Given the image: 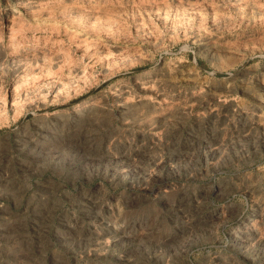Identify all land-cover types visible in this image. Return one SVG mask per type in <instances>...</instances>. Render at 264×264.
Segmentation results:
<instances>
[{
	"label": "rangeland",
	"instance_id": "rangeland-1",
	"mask_svg": "<svg viewBox=\"0 0 264 264\" xmlns=\"http://www.w3.org/2000/svg\"><path fill=\"white\" fill-rule=\"evenodd\" d=\"M0 264H264V0H0Z\"/></svg>",
	"mask_w": 264,
	"mask_h": 264
},
{
	"label": "bare ground",
	"instance_id": "bare-ground-1",
	"mask_svg": "<svg viewBox=\"0 0 264 264\" xmlns=\"http://www.w3.org/2000/svg\"><path fill=\"white\" fill-rule=\"evenodd\" d=\"M106 109V108H105ZM79 147V146H78Z\"/></svg>",
	"mask_w": 264,
	"mask_h": 264
}]
</instances>
